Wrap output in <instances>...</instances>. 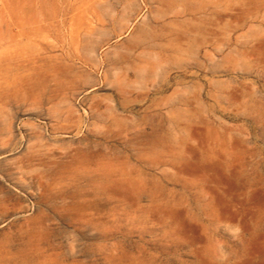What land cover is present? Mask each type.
<instances>
[{
  "label": "rangeland",
  "instance_id": "1",
  "mask_svg": "<svg viewBox=\"0 0 264 264\" xmlns=\"http://www.w3.org/2000/svg\"><path fill=\"white\" fill-rule=\"evenodd\" d=\"M0 264H264V0H0Z\"/></svg>",
  "mask_w": 264,
  "mask_h": 264
}]
</instances>
